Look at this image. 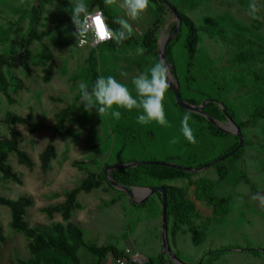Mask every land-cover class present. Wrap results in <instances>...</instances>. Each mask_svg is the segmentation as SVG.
<instances>
[{
  "label": "rangeland",
  "instance_id": "obj_1",
  "mask_svg": "<svg viewBox=\"0 0 264 264\" xmlns=\"http://www.w3.org/2000/svg\"><path fill=\"white\" fill-rule=\"evenodd\" d=\"M170 1L190 17L199 30V51L193 72L213 73L209 80L192 82L191 93L202 92L216 99H226L237 119L247 123L244 137L250 142L242 160L220 162L229 169L230 175L221 177L214 166L195 173L194 181L208 178L216 183V195L220 200L229 201V212L214 216L212 208L196 202L202 220L192 228H185V234L178 237V247L172 243L173 252L186 264L194 263L197 258L204 259V264H264V253L256 255L248 251L264 250V207L254 199L257 193L264 194V114L257 115L258 110L264 109V65L237 63L234 45L239 35L264 45V0ZM120 2L114 0L110 5L114 18L124 15ZM39 3L40 0H0V56L17 61L14 66L4 68L9 90L7 95L0 92V144L11 137L6 124L8 116L22 119L23 122L11 128L20 133L19 148L33 162L31 168L20 164L16 153L0 145V153L8 154L7 164L22 182L7 180L0 172V196L12 200L33 199L34 206L25 217L30 229L67 225L62 213L50 217L44 210L64 204L68 194L90 174L99 175L109 167L127 165L130 158L139 161L156 158L163 162L167 157L183 154L189 142L180 133L186 114L180 112L168 93L164 101L167 127L155 122L138 124L136 110L117 109L121 112L118 120L111 116L102 118L95 110L91 114L86 112L80 101L79 83L87 82L91 88L97 79L95 72L99 77L114 76L135 95L133 78L148 71L156 62L141 43L157 20L153 3L140 19L129 20L136 42L118 49L80 48L72 35L75 28L68 11L69 0L46 3L37 23L32 25L34 9ZM86 3L90 10L101 11L93 8L91 0ZM251 4L257 7L254 16L249 15ZM175 23V17H171L164 29L159 30V51L165 28ZM32 26L40 39L32 43L30 58L25 62L21 59L23 44ZM171 34L168 30L166 38ZM185 44V35H182L173 48V59L183 75L187 73ZM139 48L144 49L143 54L138 53ZM189 117L195 137L198 130L206 126ZM219 124L227 127L228 119ZM174 137L178 138L175 144L171 142ZM206 146L202 154L196 153L198 159L192 158L191 162L183 164L193 166L196 162L207 166L217 161L228 152L229 140L213 138L206 141ZM52 148L56 158L43 170L41 155ZM240 174L253 182L254 191L247 183L240 182ZM167 184L189 189L187 180ZM194 193L195 188H190L193 200ZM77 201L81 208L72 214L70 222L85 233L89 244L114 245L123 253L130 250L154 258L163 254L162 217L151 218L147 208H135L128 194L104 184L89 194L80 193ZM135 201L140 198L135 197ZM11 224V210L0 206L3 232L0 264L26 263L32 258L29 237L13 230ZM199 230L205 232L206 238L197 246L193 233ZM170 240L172 242L171 235ZM227 248L234 250L219 258L209 254ZM79 258L82 263L97 260L84 247L79 251ZM104 264H109V259Z\"/></svg>",
  "mask_w": 264,
  "mask_h": 264
},
{
  "label": "trees",
  "instance_id": "obj_2",
  "mask_svg": "<svg viewBox=\"0 0 264 264\" xmlns=\"http://www.w3.org/2000/svg\"><path fill=\"white\" fill-rule=\"evenodd\" d=\"M52 0H40L39 6L34 9V20L31 21L32 25L37 23L39 15L42 13L43 6ZM170 3L171 1L168 0ZM156 6L157 20L154 24V28L148 31L141 43L143 44L146 52L151 55L156 62L161 61L159 51V30L164 29L168 24L169 18L174 17L173 12L165 4L161 3L160 0H151ZM93 8L98 7L103 15L105 16L109 27L118 29L119 25L114 23V16L110 13V8L106 5L103 0H91ZM172 4V3H171ZM176 7V6H175ZM180 13L183 25L181 30L176 35L174 40L170 42L166 50V58L171 66L176 81L180 85V94L185 103L191 104L196 107H201L204 103L211 100L204 109V112L211 116L217 123L226 122L228 116L233 118L236 124L241 128L243 134L247 127V123L240 122L237 119V115L234 110L230 107L228 101L222 98H214L208 94L202 92L191 93L190 84L192 82H198L199 80H209L212 76V72L205 71L204 74L194 73V63L197 59L199 51V30L195 22L184 14L178 7H176ZM178 27V22L169 25V31L174 33ZM182 35H185L186 44L184 47V53L187 58V73L181 74L180 67L173 59V48L180 41ZM40 39L37 29L32 26L28 32L27 38L24 40L23 50L21 59L27 62L30 58V50L34 40ZM136 42V39L131 34L130 38L122 43H116L114 40L104 44L103 46L108 48H125L131 46ZM236 48V62L241 65H264V45L254 42L252 39L246 38L242 35L237 36L234 40ZM101 46V47H103ZM47 52L49 50L45 48ZM51 60L53 57L51 56ZM17 63L15 59L7 58L6 56H0V92L7 95L9 90V82L5 74V67H12ZM28 69V66L26 65ZM96 78L99 77L98 73L95 72ZM167 93L176 102L174 94L169 87ZM216 100L218 104L222 103L226 109L224 110L216 105L213 101ZM216 102V103H217ZM176 106L183 114L191 116L198 124L205 125L204 129H199L195 136V143L187 142L185 144L186 150L181 155H175L167 157L163 162L173 163L179 166H184L188 169H200L204 167V164L194 163L193 166L185 165L183 162L189 163L193 160L198 159L196 153L202 154L205 150L206 141L213 138L220 140H229V150L226 153L229 154L235 150L239 145V139L230 134H225L216 128L208 119L200 114H192L183 108L179 107L176 102ZM221 106V105H220ZM264 109L258 110L257 115L262 116ZM18 122H23L22 119L8 116L6 124L10 127V139L3 141L0 145L8 149L10 153H16L19 159V163L28 167L33 166V162L29 155L19 148L20 133L15 131L11 126H14ZM250 145V142L245 140L244 147L231 156L229 160L233 159L234 162L242 160L246 154V149ZM56 158V151L54 148L45 151L41 155V165L43 170H47L52 160ZM8 154L0 153V172L4 175L7 180L14 181L21 184V179L15 174L12 168L7 164ZM228 160V159H227ZM143 161L157 162L156 158L145 159ZM142 162L134 158H130L127 164H134ZM234 164V163H233ZM223 163L217 164L214 168L217 169L221 177L230 175L229 169L222 166ZM106 171L101 174H90L81 185L68 194L66 202L55 208L45 209L44 212L52 217L55 213H62L67 225L54 224L51 228L39 226L36 229H30L28 224L25 222L28 209L34 206V201L29 197H21L17 200L7 199L0 196V206L7 207L12 213V229L19 232L25 233L30 240L29 252L32 258L21 264H102L103 260L107 259L108 256H112L115 259L128 258L129 264H138L133 262L126 252L123 253L118 247L114 245L97 247L89 244L86 241L85 233L70 222L72 214L81 208L77 201V197L80 193H91L94 190L100 189L104 184H107L110 189H114L108 182ZM112 179L127 188H153V187H165L168 196V224H169V237L171 235L173 245H176V238L180 233H183L185 228H192L196 221L202 219L196 202L205 203L208 207L212 208L214 216H223L229 212V201L220 200L216 195V183L208 178H200L197 181L193 180L194 173H188L186 171L178 170L175 168L156 166V165H140L133 168H122L119 170H113L110 172ZM240 182L247 183L254 191L253 182L246 176L240 174ZM187 180L189 189L194 187V200L190 198L189 189L184 190L176 186H170L167 183L173 181ZM135 208H147L148 216L151 218L162 217L163 214V200L160 193L155 194L149 201L143 205H134ZM2 229L0 227V242L3 240ZM206 238L204 231L199 230L194 235L195 245H201ZM84 247L93 255L97 260L92 263H82L79 258V251ZM234 249L227 248L217 251H212L209 254L214 258H219L227 253L233 252ZM256 255L264 253L261 250H248ZM176 256L181 259L177 254ZM167 262L173 264L171 259L164 254L159 255L157 258L150 259L146 264H166ZM204 264V259L200 260L198 264Z\"/></svg>",
  "mask_w": 264,
  "mask_h": 264
},
{
  "label": "clouds",
  "instance_id": "obj_3",
  "mask_svg": "<svg viewBox=\"0 0 264 264\" xmlns=\"http://www.w3.org/2000/svg\"><path fill=\"white\" fill-rule=\"evenodd\" d=\"M105 2L111 5L114 0ZM69 3L71 8L68 11L75 28L72 35L77 44L83 43L92 33L98 35L101 41L112 39L118 44L124 42L132 33L129 20L140 19L151 7V0H121L119 7L123 9L124 15L115 18L114 23L119 25V28L113 29L103 23L101 13L90 10L86 0H69ZM256 11V5L251 4L249 15L254 16ZM143 52V48L138 49L139 54ZM132 85L135 95L126 84L111 75L98 77L91 88L87 82H80L78 88L81 104L86 112L91 114L95 110L102 118L111 116L118 120L121 112L117 109L136 110V121L140 125L155 122L163 127L169 126L164 101L170 87V75L165 62H155L148 71L135 76ZM189 120L188 115L183 117L180 133L190 143H195ZM171 142L177 143L178 138L174 137ZM254 199L259 200L260 205L264 207V194L257 193Z\"/></svg>",
  "mask_w": 264,
  "mask_h": 264
},
{
  "label": "water",
  "instance_id": "obj_4",
  "mask_svg": "<svg viewBox=\"0 0 264 264\" xmlns=\"http://www.w3.org/2000/svg\"><path fill=\"white\" fill-rule=\"evenodd\" d=\"M161 3H165L170 10L173 12V15L176 19V21L178 22V27L177 29L174 31V33L171 34L170 37L166 38L167 36V32L169 30V26H167L165 28V31L162 35L161 38V45H160V57L161 60H163L165 62V64L168 66L169 68V75H170V88L172 90V93L174 94V97L176 99L177 105L181 108H183L186 111L189 112H194L197 114H200L204 117H206L208 119V121H210L212 123V125H214L216 128H218L220 131H222L225 134H230L233 135L235 137H237L239 139V145L238 147L233 150L231 153L225 155L224 157L218 159L217 161H214L213 163L204 166L200 169H188L185 168L183 166H179L173 163H169V162H162V161H157V162H149V161H142V162H137L134 164H127V165H116L113 167H109L105 174L107 177V180L109 182V184L116 190L122 191L126 194H128L131 199L133 200V203L135 205H140V204H144L145 202L149 201L155 194L160 193L162 195V200H163V214H162V243H163V254L167 255L171 261L174 264H186L185 262H183L181 259H179L176 254L173 252L172 246H171V242H170V237H169V224H168V208H167V203H168V196H167V191L165 187H153V188H127L124 187L122 185H119L118 183H116L111 175L110 172L113 170H119L122 168H133V167H137L140 165H156V166H164V167H170V168H175L178 170H182V171H186L188 173H199L209 167H213L217 164H219L220 162H224L227 159H229L231 156H233L234 154H236L237 152H239L245 145V137L244 134L241 130V128L236 124V122L233 120V118L228 116V126L227 127H223L221 124L217 123L211 116L207 115L204 112L205 107L207 106V104L209 102H212L211 100L207 101L206 103H204L201 107H196L190 104H187L183 101L181 94L179 92L180 88L177 85V81L175 79V76L173 74V71L171 69V66L169 65L167 58H166V50L168 45L170 44V42L173 40V38L179 33V31L181 30V27L183 25L180 13L178 11V9L171 4L168 0H160ZM218 103V102H217ZM219 105H221V107L223 108L224 112L226 113V109L224 107V105L221 103H219ZM135 197L140 198V201H135ZM262 252H264V250H261ZM141 262H143V264H145L147 262L146 259H143ZM201 264V263H200Z\"/></svg>",
  "mask_w": 264,
  "mask_h": 264
},
{
  "label": "built area",
  "instance_id": "obj_5",
  "mask_svg": "<svg viewBox=\"0 0 264 264\" xmlns=\"http://www.w3.org/2000/svg\"><path fill=\"white\" fill-rule=\"evenodd\" d=\"M94 12H98L101 13L102 15V20L103 23H105V25H108L107 20L105 18V16L103 15V13L101 11H94ZM113 41L112 39L106 40V41H101L100 38L98 37V35H96L95 33L89 34V36L86 38V40L83 43H78L80 48H92V49H98L99 47L103 46L106 43H109ZM126 255L130 257V259L135 262V263H140L141 262V258L137 255V256H133L131 251H127ZM112 264H129L128 258H120V259H114Z\"/></svg>",
  "mask_w": 264,
  "mask_h": 264
},
{
  "label": "crops",
  "instance_id": "obj_6",
  "mask_svg": "<svg viewBox=\"0 0 264 264\" xmlns=\"http://www.w3.org/2000/svg\"><path fill=\"white\" fill-rule=\"evenodd\" d=\"M108 6V5H107ZM109 8H110V5L108 6ZM102 12V11H101ZM170 186H172V185H170ZM201 203V202H200ZM196 206H197V208H198V205H197V203H196ZM155 219H158V218H155ZM202 220V219H201ZM197 222V221H196ZM196 222H195V224H196ZM195 226V225H194ZM193 226V227H194ZM185 230V229H184ZM193 233V232H192ZM195 233H196V231L193 233V236L195 235ZM181 234H185V232H183V233H180L179 235H181ZM179 235L177 236V238H176V247H178V237H179ZM170 242H171V240H170ZM128 251V250H127ZM130 251V250H129ZM132 252V251H131ZM133 254V256H139L140 258H141V261L143 260V259H146L147 260V262L150 260V259H154V257H150V256H148V255H146V254H136V253H134V252H132ZM159 255H161V253L159 254ZM107 259H109V264H112V262H113V260L115 259L114 257H112V256H108V258ZM107 259H105V260H107ZM105 260H103V262H102V264H104V261ZM146 262V263H147ZM198 262H200V259L199 258H197L196 259V261L194 262V263H190V264H198ZM145 263V264H146ZM138 264H143V262H140V263H138ZM166 264H171V263H169V262H167ZM174 264V263H173Z\"/></svg>",
  "mask_w": 264,
  "mask_h": 264
}]
</instances>
